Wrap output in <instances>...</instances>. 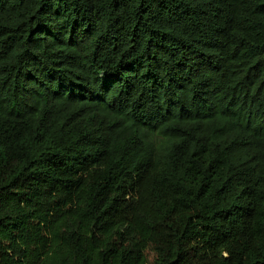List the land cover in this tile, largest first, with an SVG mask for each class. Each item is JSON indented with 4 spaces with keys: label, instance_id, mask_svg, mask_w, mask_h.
Masks as SVG:
<instances>
[{
    "label": "trees",
    "instance_id": "1",
    "mask_svg": "<svg viewBox=\"0 0 264 264\" xmlns=\"http://www.w3.org/2000/svg\"><path fill=\"white\" fill-rule=\"evenodd\" d=\"M0 264H264V0H0Z\"/></svg>",
    "mask_w": 264,
    "mask_h": 264
}]
</instances>
